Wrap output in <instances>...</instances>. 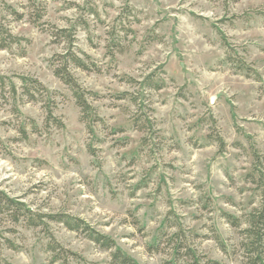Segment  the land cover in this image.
I'll list each match as a JSON object with an SVG mask.
<instances>
[{
  "label": "rangeland",
  "instance_id": "rangeland-1",
  "mask_svg": "<svg viewBox=\"0 0 264 264\" xmlns=\"http://www.w3.org/2000/svg\"><path fill=\"white\" fill-rule=\"evenodd\" d=\"M34 2L39 26L26 0H0V25L19 39L0 50V76L17 90L14 102L8 85L0 96V192L34 213L83 221L136 264H191L176 235L200 264H241L240 230L223 215L243 218L261 201L252 181L264 175V0ZM71 24L74 52L99 70L72 72L92 94L91 130L51 66L66 48L53 27ZM111 28L125 49L113 58ZM147 77L163 89H148ZM20 78L43 85L63 129L47 130ZM45 223L0 214V264H111L83 232ZM52 241L66 261H55Z\"/></svg>",
  "mask_w": 264,
  "mask_h": 264
},
{
  "label": "trees",
  "instance_id": "trees-1",
  "mask_svg": "<svg viewBox=\"0 0 264 264\" xmlns=\"http://www.w3.org/2000/svg\"><path fill=\"white\" fill-rule=\"evenodd\" d=\"M29 3V9L32 14H30L31 23L39 26L37 22L42 19L44 16V9L36 6L34 0H26ZM9 14L14 16L16 20H21V15L16 11L8 7ZM127 13L131 14V10L127 8ZM88 14L93 15L98 18V15L95 10L92 8L87 9ZM85 24V21H82ZM86 26V24L84 25ZM86 28V27H85ZM126 34H132L131 30H125L124 27L121 28ZM75 31L76 26L72 25L65 29H56L53 27V32L51 36L54 38V43L65 44V52L63 54L55 55L51 60V66L53 69V75L62 82L72 93V96L75 100L76 106L80 110L81 122L86 124L87 128L91 130V124L95 121H98L93 108L87 101V96H92L91 93L84 91L81 86L78 84L77 80L73 75V69L80 70L82 72H91L92 70H97L96 66L90 62L88 56L83 55L81 58L74 52V43H75ZM110 37V42L107 45L108 55L113 58L115 54H123L125 49L122 45L124 39L115 35V31L111 28V31L108 33ZM125 38V36H124ZM19 39L11 36L3 27L0 25V50H3L9 47L12 44H17ZM22 83V93L21 95L27 99L30 103H40L43 113L45 114L44 125L47 128L52 126L56 130H61L64 128V124L61 118L57 117L54 114L56 109V104L51 97H49L46 89L43 85L34 79L20 78ZM9 86V93L11 99H16L17 90L15 84L0 76V96L1 99L5 98V89L6 86ZM148 89L154 91H160L163 89V84H154L152 78L147 77L145 83L143 84ZM15 113L17 111L15 110ZM29 125L33 128L35 127L34 121H29ZM147 123L149 128L152 127V122L148 119ZM24 124L20 125V134L23 138L27 137ZM220 146H223L222 141H219ZM257 185V188L261 189V201L257 208L253 209L249 214L245 215L243 218H236L231 215H223L226 222L235 229L240 230L239 234L241 235V242L239 245V252L241 253L242 263L241 264H264V175L260 173L257 181H252ZM0 214L6 215L14 224H19L23 222L29 228H37L39 226L46 227L48 222L60 223L70 232H83L86 234V237L93 244L97 245L104 251L110 252L111 264H136L131 258L124 255L118 248L114 241L110 238L100 235L99 233L93 231L88 225L79 219H73L69 216H58V215H40L34 213L30 209L26 208L24 204L17 202L13 199H10L5 194L0 192ZM181 235H176L175 242L177 247L174 249L178 252L182 249L186 250L184 257L191 260V264H200L199 260L196 258V253L185 245V239L180 238ZM181 240V241H178ZM184 240V241H183ZM10 244V243H7ZM10 246V245H9ZM50 250L55 252L57 257L55 261H66L67 257H64V254L68 256L67 251H64L59 245L52 241L49 244ZM13 248V247H10ZM60 248L58 252L57 249ZM153 248V247H152ZM179 253V252H178ZM73 256V255H71ZM207 264H209L207 262Z\"/></svg>",
  "mask_w": 264,
  "mask_h": 264
}]
</instances>
